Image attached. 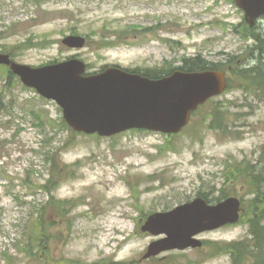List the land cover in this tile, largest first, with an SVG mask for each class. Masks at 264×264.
Listing matches in <instances>:
<instances>
[{
	"label": "rangeland",
	"instance_id": "rangeland-1",
	"mask_svg": "<svg viewBox=\"0 0 264 264\" xmlns=\"http://www.w3.org/2000/svg\"><path fill=\"white\" fill-rule=\"evenodd\" d=\"M243 19L230 0H0V32L9 33L0 45L21 63L78 57L89 71L109 65L168 69L200 52L221 64L232 53L243 61L223 65L234 76L229 92L206 103L177 135L75 133L61 125L56 102L16 79L5 95L8 76L0 69V264H232L217 245L250 236L255 195L248 167L262 174L264 191V99L255 97L264 96V87L242 73L259 64L248 63L244 49L254 43L240 26ZM71 34L85 36L87 45L65 46L62 39ZM216 107L227 113L229 132L210 127ZM58 147L63 167L49 190L42 186L52 172L43 151ZM212 187L211 196L225 192L242 200L241 220L199 235L203 248L144 258L149 244L165 237L142 231L148 216Z\"/></svg>",
	"mask_w": 264,
	"mask_h": 264
},
{
	"label": "water",
	"instance_id": "water-1",
	"mask_svg": "<svg viewBox=\"0 0 264 264\" xmlns=\"http://www.w3.org/2000/svg\"><path fill=\"white\" fill-rule=\"evenodd\" d=\"M236 1L248 13L251 23L264 12V0ZM62 42L80 48L86 39L69 35ZM0 64L10 65L26 86L56 101L75 131L101 136L133 128L178 133L189 123L193 111L223 92L226 86L221 71H176L161 79H151L111 66L95 74H85L87 65L78 58L33 67L1 53ZM240 206L236 197H228L216 205L197 198L171 211L152 214L142 229L165 233L167 237L153 242L145 257L169 249L202 246V241L194 236L237 222Z\"/></svg>",
	"mask_w": 264,
	"mask_h": 264
},
{
	"label": "trees",
	"instance_id": "trees-1",
	"mask_svg": "<svg viewBox=\"0 0 264 264\" xmlns=\"http://www.w3.org/2000/svg\"><path fill=\"white\" fill-rule=\"evenodd\" d=\"M175 68L186 70V71H199V70H205L209 68H215L213 67V64L208 61L202 54H198L196 56H187L182 59L181 65L177 67L170 66V68H145L140 69L137 68L135 71L142 72L144 75L151 77V78H160L164 75H167L171 73ZM227 113L221 109V107H216L213 110L212 118L210 121V127L212 128H219L223 132H226L228 129V125L226 122ZM37 117L41 120L42 118L37 115ZM43 124V123H42ZM62 126L68 128L65 121L62 120ZM45 136L47 134L45 133ZM61 147H58L56 150H47L43 151V159L45 162L50 163V167L52 169V172L50 173V178L47 180H44V185H42L44 188L51 190L50 188H53L58 184V182L55 181V178H60L58 175V169L60 166L63 167V164L61 162V158L59 157V150ZM43 161V162H44ZM255 167V166H252ZM29 170H26V176L25 178H30V175L28 173ZM244 173L248 174L252 179V186H253V193L255 195L254 198V205L252 207L253 215L251 216V227H250V234L251 237L248 239H242L238 241H233L230 243H226L224 245H217V248L225 247V250L229 252L233 257V264H249L253 262V264H264V225L261 223V221L264 219V191L260 187V182L262 179V174L260 172H255L253 169H246ZM57 180V179H56ZM214 192V188H210L207 191V194H212ZM216 192H218L216 190ZM228 194L224 192V194H220L216 197H210L208 195H205L207 198V201L211 200H220L224 197H226ZM37 228H40L43 226L42 222H38L36 224ZM42 231V230H41ZM35 237V234L33 235ZM40 237H35V243L41 241L39 240ZM38 246H41L39 244ZM31 254L33 255L32 248L30 249ZM100 263V262H99ZM97 263V264H99Z\"/></svg>",
	"mask_w": 264,
	"mask_h": 264
},
{
	"label": "flooded vegetation",
	"instance_id": "flooded-vegetation-1",
	"mask_svg": "<svg viewBox=\"0 0 264 264\" xmlns=\"http://www.w3.org/2000/svg\"><path fill=\"white\" fill-rule=\"evenodd\" d=\"M264 24V15H262L258 20L257 23L255 25V27H263ZM252 41L254 43V45H252L250 51H249V56H248V63H250V60H254L257 59L259 61V64L257 65H251L248 64L247 69H256L261 67L262 69L264 68V30L260 31V33L258 34V36H255L252 38ZM18 54L21 51V43H18ZM0 51L1 52H6L9 53L10 55H13L15 52L14 50H10V48L6 45H0ZM257 52H259V56L257 57ZM251 60V61H252ZM261 61V63H260ZM257 99L259 100H263L264 96L261 95H256L255 96ZM254 97V98H255ZM247 100L250 101V96L245 97Z\"/></svg>",
	"mask_w": 264,
	"mask_h": 264
}]
</instances>
